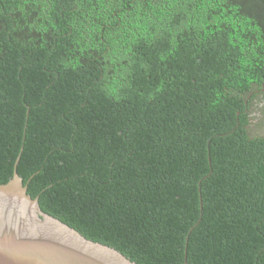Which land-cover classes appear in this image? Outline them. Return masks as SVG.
Instances as JSON below:
<instances>
[{"label":"trees","instance_id":"obj_1","mask_svg":"<svg viewBox=\"0 0 264 264\" xmlns=\"http://www.w3.org/2000/svg\"><path fill=\"white\" fill-rule=\"evenodd\" d=\"M264 0H0V184L136 264H264Z\"/></svg>","mask_w":264,"mask_h":264},{"label":"water","instance_id":"obj_2","mask_svg":"<svg viewBox=\"0 0 264 264\" xmlns=\"http://www.w3.org/2000/svg\"><path fill=\"white\" fill-rule=\"evenodd\" d=\"M0 184V264H136L44 213L17 172Z\"/></svg>","mask_w":264,"mask_h":264},{"label":"rangeland","instance_id":"obj_3","mask_svg":"<svg viewBox=\"0 0 264 264\" xmlns=\"http://www.w3.org/2000/svg\"><path fill=\"white\" fill-rule=\"evenodd\" d=\"M250 132L253 135L264 134V101L257 99L253 107Z\"/></svg>","mask_w":264,"mask_h":264}]
</instances>
